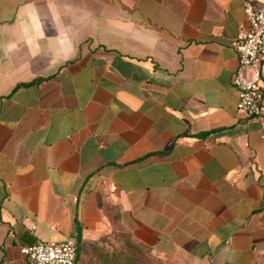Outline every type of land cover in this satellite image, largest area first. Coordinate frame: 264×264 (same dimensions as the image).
Returning a JSON list of instances; mask_svg holds the SVG:
<instances>
[{
  "label": "crops",
  "instance_id": "1",
  "mask_svg": "<svg viewBox=\"0 0 264 264\" xmlns=\"http://www.w3.org/2000/svg\"><path fill=\"white\" fill-rule=\"evenodd\" d=\"M244 25V0H0V264L74 234L76 264L116 234L179 264H264Z\"/></svg>",
  "mask_w": 264,
  "mask_h": 264
},
{
  "label": "built area",
  "instance_id": "2",
  "mask_svg": "<svg viewBox=\"0 0 264 264\" xmlns=\"http://www.w3.org/2000/svg\"><path fill=\"white\" fill-rule=\"evenodd\" d=\"M244 5L245 25L232 41L238 57L232 81L238 109L259 122L264 137V0H244ZM77 243L76 234L61 241L38 240L22 245L21 253L28 264H76Z\"/></svg>",
  "mask_w": 264,
  "mask_h": 264
},
{
  "label": "rangeland",
  "instance_id": "3",
  "mask_svg": "<svg viewBox=\"0 0 264 264\" xmlns=\"http://www.w3.org/2000/svg\"><path fill=\"white\" fill-rule=\"evenodd\" d=\"M86 257L77 264H123L126 258L132 264H179L174 258L164 257L153 249L136 245L127 241L121 235L105 236L100 241L93 243Z\"/></svg>",
  "mask_w": 264,
  "mask_h": 264
},
{
  "label": "trees",
  "instance_id": "4",
  "mask_svg": "<svg viewBox=\"0 0 264 264\" xmlns=\"http://www.w3.org/2000/svg\"><path fill=\"white\" fill-rule=\"evenodd\" d=\"M128 241V240H127ZM134 244V243H133ZM79 253H80V246H79V242L77 243V261H78V257H79ZM76 261V262H77ZM115 262H117V261H115ZM113 263V264H117V263ZM123 264H132L131 263V261L130 260H128V259H126V258H124L123 259Z\"/></svg>",
  "mask_w": 264,
  "mask_h": 264
}]
</instances>
